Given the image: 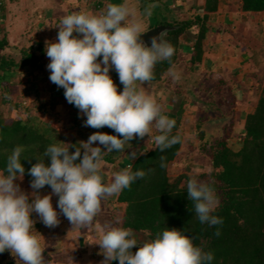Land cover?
<instances>
[{"label":"clouds","instance_id":"clouds-1","mask_svg":"<svg viewBox=\"0 0 264 264\" xmlns=\"http://www.w3.org/2000/svg\"><path fill=\"white\" fill-rule=\"evenodd\" d=\"M155 7L156 4L147 5L143 16L150 17ZM57 28L56 42H45L49 80L64 89L67 102L86 117L84 127H108L116 135L97 131L86 142H79L80 147L59 141L50 144L43 152L44 158H36L38 162L29 170L31 194L16 183L25 175L21 163L24 147L13 149L4 171H0V253L10 251L17 264H45V250L35 230L33 213L49 228L59 225L61 214L73 228L91 226L101 212L102 201L119 195L146 175L143 170L125 168L105 182L101 174L104 156L124 151L125 144L137 137H149L147 143L161 152L181 142L179 135H170L175 121L163 114V107L141 87L154 79L157 62L171 63L175 49L164 39V32L152 37L150 47L146 45L141 40L147 32L146 25L137 18L128 0L108 3L95 13L81 10L65 15ZM113 68L123 85L122 93L109 75ZM169 75L179 79L174 66ZM97 142L103 147H93ZM70 148H75L74 153ZM143 154L133 151L128 156L134 160ZM46 158L50 163L45 162ZM165 159L160 157L162 168L166 166ZM45 186L52 191L42 196L39 190ZM53 196L58 197L59 213L53 207ZM187 197L200 223L210 227L223 223L222 218L213 215L220 201L208 183L189 179ZM119 223L106 222L102 228L97 225V245L104 257L101 264L117 260L119 264H211L214 260L212 252L194 245L193 238L175 228L165 229L133 252L138 246L133 229L115 226ZM215 235H220L219 229Z\"/></svg>","mask_w":264,"mask_h":264},{"label":"trees","instance_id":"trees-1","mask_svg":"<svg viewBox=\"0 0 264 264\" xmlns=\"http://www.w3.org/2000/svg\"><path fill=\"white\" fill-rule=\"evenodd\" d=\"M202 1V15H195L181 22L162 24L177 26L176 30L168 32L165 36L173 45L175 53L171 63L167 60L157 62L153 70L154 79L149 83H161V78L176 63L180 36L194 27L197 28V34L188 62L191 70L201 63L203 46L209 31V16L217 12L221 3V0ZM236 2L238 10L242 13H264V0ZM6 47L8 43L3 37L0 40V51ZM37 51L39 56L35 54L32 46L20 49L17 59L0 54V95L6 93L9 96V88L21 75V70L25 69L30 74L43 72V52L40 49ZM44 92L48 93V101L38 104L36 94L35 103L25 107L23 118L12 119L0 113V171H4L7 157L13 149L23 146V181L29 186L32 180L28 174L29 170L38 162L36 158H44L43 152L50 144L59 141L80 147L78 140L62 136L37 115L46 105L52 111L54 107L62 104L70 114L72 122L76 123L79 110L67 102L64 89L57 85L52 83ZM17 109L18 105H14L13 110ZM182 112L180 107L175 117L170 118L175 121L170 135H179L181 142L164 152L154 149V145L128 167L133 172L143 170L146 175L143 179L135 180L129 188L116 196L115 203L124 206L120 223L116 226L133 229L135 238L139 239L138 236H141L143 244L167 228L178 229L193 238L194 245L214 254L211 264H264V78L252 111L244 115L240 143H233L227 137L209 144L203 141L204 132L198 131L199 141L204 142L199 146V150L208 160V172L198 175V181L208 183L214 188L220 204L213 215L222 218L221 225L210 227L206 223H200L195 215L194 205L187 197L189 179L184 173L172 175L170 172L184 138L180 132ZM214 117L217 116H210L202 111L198 122H205ZM143 140L138 138L132 148H138V144ZM74 151L75 148H70V152ZM161 156L166 158V166L163 168L160 167ZM105 160L113 164L110 155L105 156ZM45 162L50 163V160L46 158ZM44 188L51 190L50 186ZM217 229L220 231L219 236L215 235ZM138 248L137 246L132 251L135 252ZM112 264H119V261H112Z\"/></svg>","mask_w":264,"mask_h":264},{"label":"rangeland","instance_id":"rangeland-1","mask_svg":"<svg viewBox=\"0 0 264 264\" xmlns=\"http://www.w3.org/2000/svg\"><path fill=\"white\" fill-rule=\"evenodd\" d=\"M90 2H93V0H88L87 3L91 5ZM3 8L4 6L2 10ZM41 8V3L37 4L30 0L20 3L16 8L18 14L14 15L15 18L12 19L9 25L6 24V29L3 28L5 20L3 15H1L2 12H0V40L3 37L7 39L17 32H22L16 40H10L11 46L6 48L12 47L20 51L19 47H22L21 41L24 36L25 38L27 37V35L23 36V34L25 32H28V35L32 34L36 27H39L37 30H40L41 35L44 33L42 38L32 35L31 43L36 45V55L39 56L40 54L37 51L38 48L43 52L41 56V61L44 65L43 72L30 74L25 69L21 70V75L14 80L13 85L9 88V96L6 93L0 95V113L8 115L12 119L23 118L25 107L35 103L37 96L38 104L39 102L48 101V93L44 92V90L52 82L49 80L50 72L47 69L50 60L45 53V42L52 40V36H49L51 31H55L56 35L58 31L56 30L57 23L54 20L52 21L53 25L51 24V27H47L49 24L46 19V11ZM41 18L44 19V24L37 26ZM225 24L222 23L220 27L228 25ZM227 27L232 35H230V32L227 34L225 28V31L222 29V33L218 34V36L215 35L210 40L212 41V44H210L212 46L208 47L207 52L210 60L215 61V66L212 70L210 68H201L195 73L190 69L189 65H181L179 73L183 74L184 72V77H179L175 81L176 83L173 82L175 79L162 82L161 78L159 85L158 83L153 84L154 90L152 91L156 93L157 103L163 107V114L169 118L171 116L174 118L179 108L182 107L183 109L180 118V132L184 138L177 160L170 168L172 175L184 173L188 179L195 178L198 180V175L208 172V160L199 150V146L204 143L203 141L212 144L215 140L227 137L233 143H240L245 112H251L256 102L258 89L264 78V18H257L252 24H248L243 31L244 34L241 33L239 36L237 30L233 31V28ZM227 40H232V43L228 44ZM217 41L219 46L222 45V50L218 51L217 49L216 52H213L214 43H218ZM53 42H56V40ZM31 44L25 45L23 48L31 47ZM244 47L247 49L244 61L238 62L237 58L241 53L240 49ZM0 54L12 58L15 57L16 59L19 57L15 53L4 52L3 50L0 51ZM185 71L188 72L185 73ZM116 86L118 92L122 93L123 85L117 83ZM159 87L163 88L166 94L164 96L168 100L159 98L162 97V92L158 91ZM165 104L168 105L165 106ZM14 105H18L19 109L13 110ZM57 107L59 108L56 110ZM202 111L209 113L210 116L219 117L210 118L205 122L199 123V114ZM37 115L42 121L49 123L62 136L76 139L79 142H86L89 136L97 131L109 135L116 134L114 130L108 127L96 129V131L89 127H84L83 124L86 117H82V114H77L76 123H73L71 116H69L70 114H68L62 104L54 107L52 111L46 105ZM218 119L226 120L222 124H208L211 120L216 121ZM199 130L204 132V139L203 141L200 140L201 142L198 137ZM148 139L149 137L145 136L144 140L138 144L140 152H145L154 146L152 143H147ZM135 142L132 141V143L126 144L124 151L109 154L115 162L121 163L120 166L123 169L128 168V165L131 164L132 159L128 155L131 153L132 145ZM97 146L103 147L98 142L93 145V147ZM113 173L116 172L114 171ZM102 175L105 182H109L113 178V174L108 169ZM16 183L20 185L23 191L29 194L32 193L33 190L27 188L30 186L25 181L18 179ZM45 190L48 189L43 188L39 191ZM116 196L110 197L107 201H102L101 212L95 218L93 225L87 227L73 228L70 222L61 214L58 217L60 223L57 227L46 228L40 221L39 216L33 213L32 219L36 221L35 230L41 235L42 246L47 252L45 253V264H101L104 257L99 254L101 249L97 245L100 239V228L106 222L115 224L117 220L120 221L124 210L123 205L115 203ZM54 199L55 202H52L53 207L59 213L58 197L54 196ZM51 237L53 238L52 243H46L45 241H49ZM141 244L143 245V242H140L139 246ZM51 251H55V253H48ZM0 264H17V258L10 251H5L0 253Z\"/></svg>","mask_w":264,"mask_h":264},{"label":"crops","instance_id":"crops-1","mask_svg":"<svg viewBox=\"0 0 264 264\" xmlns=\"http://www.w3.org/2000/svg\"><path fill=\"white\" fill-rule=\"evenodd\" d=\"M24 1H27V0H13V1H10V2H6L3 10H1V12H2L1 15H3V17H4L3 19L5 20L4 21L5 24H4L3 28L6 29L7 28V27H5L6 24L9 25L10 22L12 21V19L15 18L14 15L18 14L16 8L18 7V5L20 3L24 2ZM30 1H34L37 4L41 3V5H42L41 9H44V11H46V16H47L46 19H47L48 24L50 25V26L47 25V27H51V24L53 25V23H52L53 20H54L55 23H57V25H56V27H57L59 22H60V20H61V18L63 16L71 14L73 12H76L77 9H81V10H85L86 9L87 11L93 12L91 10V7H93V5L95 4L94 2H99L100 5L103 8L108 3H113V4H122V3H124V0H93V2H90L91 5L90 4L88 6L86 5L87 6L86 7L84 5L76 4L73 0H30ZM128 3L130 5V7L134 8L136 10L137 18L144 20V23L146 25V30L152 29V28H154V27H156L158 25H162L164 23L181 22V21L188 20V19L192 18L195 15H202L203 14V1L202 0H128ZM149 4H156L157 7H155L152 10V15L150 17L145 18L143 16V12H144L145 7L147 5H149ZM262 17L264 18V13L250 14V13H242V12H240L238 10V4H237L236 0H221V3L219 4L217 12L214 13V14H211L209 16V20H208L209 31L207 33V38H206V40L204 42V46H203L202 61L197 67H193L192 71H194L196 73V71L200 70L201 68L202 69H204V68L209 69L210 68L212 70L213 67L215 66V61L214 60L213 61L210 60L209 54L207 52L208 47L212 46V45H210V44H212L211 43L212 41H210V40L215 35L218 36V34L222 33V31L225 28L227 30L226 33L228 34L230 32V30L227 29L228 28L227 26H230L231 29L233 28L232 29L233 31L237 30V33H238V36H239L241 33L244 34L243 31L246 29L248 24H252L255 21V19L262 18ZM228 21L230 22L229 24H228ZM32 23H34V22H32ZM55 23H54V25H55ZM222 23H224V24L226 23L228 25L226 27L225 26L220 27L222 25ZM42 24H44V19L41 18L39 20L37 26H41ZM37 28H39V27H36V29L33 30L32 34H30V35L27 34L28 32H25L23 34V36L27 35V37L25 38V36H24V38L22 39V41H21L22 42V44H21L22 47H19L20 49H24L23 47H25V45L28 46L29 44L32 43V35L33 36L36 35V37L40 36V38L44 37L43 36L44 33L42 32L43 34L41 35L40 30H37ZM56 30L59 31L58 28ZM48 31H46V32H48ZM20 33H22V32H17L15 35H13V36H11L9 38L6 37L7 38L6 40H7V43H8V47L11 46L10 45L11 44L10 40H12V39L16 40ZM49 34H50L49 35L50 37L52 36L51 37V39H52L51 41L52 42L54 40H56L57 35H56L55 31H51V33H49ZM196 34H197V28L194 27V28L190 29L189 31H186L179 38V46H178L179 50H178V54H177L176 63L173 66H174V71L176 73H178L180 78L184 77V75H183L184 72H183V74L179 73V69H180L179 67H181V65L182 66L189 65V67H191V65H190V63L188 61H189V59H190V57L192 55V45H193V43H194V41L196 39ZM76 35H78V34L74 33V36H76ZM230 35H232L231 32H230ZM37 38H39V37H37ZM38 42L40 43L39 40H38ZM227 43L231 44L232 40H229V41L227 40ZM30 46H32L33 50L36 51V45L35 44L34 45L31 44ZM221 46L222 45L219 46V42L216 43V44L214 43L213 52H216L217 49H218V51L222 50ZM244 48L240 49L241 53L239 54V56L237 58L238 62H243L244 61L245 51H247V49L246 48L244 49ZM25 49H27V48H25ZM100 59H102V57H100ZM173 66L171 68H173ZM186 72H188V71H185V73ZM173 79L174 78L171 75H169V70H168L167 74L162 77V82L163 81L166 82L167 80L172 81ZM175 81H176V79L173 82L176 83ZM153 84L154 83H149V84L142 85L141 87H144L145 90L149 94L153 95L154 98L156 99V97H155L156 93L152 91V90H154ZM158 85H159V83H158ZM158 91L162 92V94H161L162 97H159L160 99L168 100V98L164 96L166 94H165L163 88L159 87ZM167 105L168 104H165V106H167ZM58 108L59 107H57L56 110ZM249 112L250 111H246L245 114L249 113ZM80 114L81 113L79 112V115ZM170 115H173V114H170ZM171 118H172V116H171ZM133 151H135L137 153L140 152L139 148L138 149L137 148L136 149H131L130 152H133ZM103 160H104V162H103V165H102L101 174H104V172H106L107 169L112 174H113L114 171L118 172V171L123 169V167L120 166L121 163L115 162V160H113V158H112V163L113 164H109L108 162H106L105 156H104ZM134 160H131V164L134 162ZM130 165H128V167ZM27 188H31V187H27ZM31 190H33V189L31 188ZM51 191L52 190H45V191H41L40 193H41L42 196L43 195H49V194H51ZM52 202L53 203L55 202L54 196L52 198ZM67 233H66V235H67ZM52 239L53 238L51 237V239L49 241H45V242L46 243H52V241H53ZM45 253H47V252L44 251V258L46 257ZM48 253H53L54 254L55 251H51V252H48Z\"/></svg>","mask_w":264,"mask_h":264},{"label":"water","instance_id":"water-1","mask_svg":"<svg viewBox=\"0 0 264 264\" xmlns=\"http://www.w3.org/2000/svg\"><path fill=\"white\" fill-rule=\"evenodd\" d=\"M177 29V26H165V25H158L152 29H149L147 30V32L145 34H143L141 36V40H143L145 42L146 45H148L149 47L151 46V39L153 36H158L160 33L164 32V39H165V36L168 32L170 31H173V30H176ZM166 40V39H165ZM167 41V40H166ZM4 52H8V53H15L17 54L18 56H20V51L16 48H4L3 49ZM226 119H218V120H211L208 124H222ZM115 133V132H114ZM137 138L133 139V140H137ZM139 239H137V242H138V247H139V243L140 242H143V238L141 239V236H138Z\"/></svg>","mask_w":264,"mask_h":264},{"label":"built area","instance_id":"built-area-1","mask_svg":"<svg viewBox=\"0 0 264 264\" xmlns=\"http://www.w3.org/2000/svg\"><path fill=\"white\" fill-rule=\"evenodd\" d=\"M10 1H13V0H0V12H1L2 7L5 6L6 2H10ZM73 1L79 5H84V6L89 5L87 3L88 0H73ZM94 3H93L94 4L93 7H91V10L93 11V13L98 12L99 10L103 9V7L100 5L99 2H94ZM78 11H81V9H77L76 12H78ZM84 11H87V10L85 9ZM99 60H100V58H98V62H99ZM109 75L113 79L114 83H116V84L120 83L119 76H118V74L114 68L110 71Z\"/></svg>","mask_w":264,"mask_h":264},{"label":"flooded vegetation","instance_id":"flooded-vegetation-1","mask_svg":"<svg viewBox=\"0 0 264 264\" xmlns=\"http://www.w3.org/2000/svg\"><path fill=\"white\" fill-rule=\"evenodd\" d=\"M116 135V134H115ZM121 139H122V137H120ZM133 142H135L136 140H132ZM132 141H130L129 143H126V144H130V143H132ZM125 144V145H126Z\"/></svg>","mask_w":264,"mask_h":264}]
</instances>
